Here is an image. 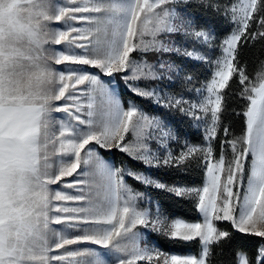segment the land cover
<instances>
[{
	"label": "snow or ice",
	"instance_id": "snow-or-ice-1",
	"mask_svg": "<svg viewBox=\"0 0 264 264\" xmlns=\"http://www.w3.org/2000/svg\"><path fill=\"white\" fill-rule=\"evenodd\" d=\"M257 43L264 0H0V264H264Z\"/></svg>",
	"mask_w": 264,
	"mask_h": 264
},
{
	"label": "trees",
	"instance_id": "trees-1",
	"mask_svg": "<svg viewBox=\"0 0 264 264\" xmlns=\"http://www.w3.org/2000/svg\"><path fill=\"white\" fill-rule=\"evenodd\" d=\"M214 24H215L218 35L226 31L227 25L222 19L216 18L214 21ZM241 55H242L243 60L247 63L248 72L252 74L256 71L259 62L261 60H264V45L257 43L255 46L246 47L245 49H243ZM196 67H199L202 69V66L196 65ZM199 73L200 71L196 70V74L199 75ZM125 95L128 98L136 99L135 97H131L130 94L126 93ZM137 102L141 103L147 110L153 111L151 104H149L147 101L138 100ZM229 103L231 104V108H238L242 102L237 99H232L229 101ZM231 108L229 109L227 113L229 117V122H231L234 125V128L238 131L239 130V120L238 118H234L231 115ZM180 129L181 131H190L193 137V142H199L200 133L194 132V130H189L186 125ZM113 151H114V159L117 164H120L121 161H123L133 167H136L135 163L129 160L126 156H124L123 154L119 152H115V150ZM189 176L190 178L197 180V181H199L200 179L199 173L197 172L189 173ZM129 183L135 184V182L131 180H129ZM136 186L141 187L139 185H136ZM141 190H143L142 187H141ZM151 194L153 197L159 198L162 204L165 206V208L176 215H180L185 218H191L197 215L189 202L177 200L174 197L168 196L167 194H164V193H159L154 190H151ZM249 239H252V238H249ZM171 247L172 246L170 245H166V249L171 248ZM189 248H192L194 250L195 246L194 245L192 246L184 245V246L174 248L173 251H176L178 253L183 252L184 254H187Z\"/></svg>",
	"mask_w": 264,
	"mask_h": 264
},
{
	"label": "rangeland",
	"instance_id": "rangeland-1",
	"mask_svg": "<svg viewBox=\"0 0 264 264\" xmlns=\"http://www.w3.org/2000/svg\"><path fill=\"white\" fill-rule=\"evenodd\" d=\"M198 66H200V65H198ZM190 67H192L193 69H194V71H195V73H196V70H198V71H200V73H199V75L201 76V77H203L204 75H206V71H205V68L202 66V69L201 68H199V67H196V65H190ZM202 70H204V71H202ZM149 104H151V102L150 101H147ZM151 106H152V108H153V105L151 104ZM153 110H154V108H153ZM174 123L176 124V126L177 127H179V128H183V126H187V121H184V123L183 124H181L180 123V120H179V117H177L176 118V120L174 121ZM195 132V131H194ZM199 133V132H198ZM117 164V163H116ZM118 166H119V164H117ZM149 192H150V194H151V189H149L148 190ZM152 195V194H151Z\"/></svg>",
	"mask_w": 264,
	"mask_h": 264
}]
</instances>
